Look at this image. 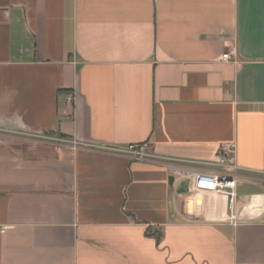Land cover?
<instances>
[{"label": "crops", "instance_id": "0c3cea01", "mask_svg": "<svg viewBox=\"0 0 264 264\" xmlns=\"http://www.w3.org/2000/svg\"><path fill=\"white\" fill-rule=\"evenodd\" d=\"M262 171L264 0H0V264H264Z\"/></svg>", "mask_w": 264, "mask_h": 264}, {"label": "built area", "instance_id": "2783aa9c", "mask_svg": "<svg viewBox=\"0 0 264 264\" xmlns=\"http://www.w3.org/2000/svg\"><path fill=\"white\" fill-rule=\"evenodd\" d=\"M231 52L222 55L223 61H229ZM67 101L74 99L72 94L67 95ZM117 150L125 151L134 159L144 160L150 157L145 150V144H130L125 148ZM215 167L214 170H199L194 168H180L179 166L168 163L167 168L172 177L177 182L188 179L191 181L190 190L194 195H203L213 193L215 195L225 196L228 200L229 215L225 222L238 226L249 222L242 219L237 211L239 183L249 180L251 177L245 173L246 167H243L237 161V145L235 142H226L221 145L215 160L210 163ZM264 173V171H262ZM184 218L193 221L189 213L183 214Z\"/></svg>", "mask_w": 264, "mask_h": 264}, {"label": "water", "instance_id": "95a60500", "mask_svg": "<svg viewBox=\"0 0 264 264\" xmlns=\"http://www.w3.org/2000/svg\"><path fill=\"white\" fill-rule=\"evenodd\" d=\"M173 181H174V178L172 177ZM190 183L191 181L188 180V179H185L182 183H181V187H184V189H180L179 191V195H183L185 193H188L190 192Z\"/></svg>", "mask_w": 264, "mask_h": 264}, {"label": "trees", "instance_id": "16d2710c", "mask_svg": "<svg viewBox=\"0 0 264 264\" xmlns=\"http://www.w3.org/2000/svg\"><path fill=\"white\" fill-rule=\"evenodd\" d=\"M147 235H151V233H150V229H147ZM160 239H161V235H158L157 236V241L159 242L160 241Z\"/></svg>", "mask_w": 264, "mask_h": 264}]
</instances>
